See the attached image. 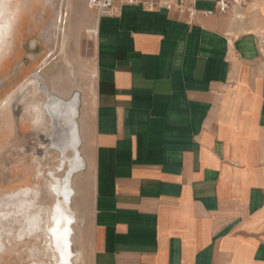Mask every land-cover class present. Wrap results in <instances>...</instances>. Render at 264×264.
Returning <instances> with one entry per match:
<instances>
[{"label": "crops", "instance_id": "0c3cea01", "mask_svg": "<svg viewBox=\"0 0 264 264\" xmlns=\"http://www.w3.org/2000/svg\"><path fill=\"white\" fill-rule=\"evenodd\" d=\"M251 2L204 16L87 1L95 88L71 205L85 264H264V29L242 14Z\"/></svg>", "mask_w": 264, "mask_h": 264}, {"label": "rangeland", "instance_id": "374dc122", "mask_svg": "<svg viewBox=\"0 0 264 264\" xmlns=\"http://www.w3.org/2000/svg\"><path fill=\"white\" fill-rule=\"evenodd\" d=\"M87 1L0 0V18L10 16L12 25L0 50V102L10 94L0 106V210L28 190L41 213L35 235L28 215L13 207L0 226V264H85L71 205L82 167L79 109L95 88V41L79 32L94 17ZM255 2L242 14L257 15L263 30L264 0L253 10Z\"/></svg>", "mask_w": 264, "mask_h": 264}, {"label": "built area", "instance_id": "2783aa9c", "mask_svg": "<svg viewBox=\"0 0 264 264\" xmlns=\"http://www.w3.org/2000/svg\"><path fill=\"white\" fill-rule=\"evenodd\" d=\"M116 1L129 6H142L148 10L190 9L192 13L204 16L234 15L236 10L245 8L251 2V0H89V6L97 13L115 15L118 13ZM202 2L213 3L215 7L210 10H197L196 5Z\"/></svg>", "mask_w": 264, "mask_h": 264}, {"label": "bare ground", "instance_id": "6f19581e", "mask_svg": "<svg viewBox=\"0 0 264 264\" xmlns=\"http://www.w3.org/2000/svg\"><path fill=\"white\" fill-rule=\"evenodd\" d=\"M8 1V0H7ZM13 3V2H12ZM6 4V3H5ZM71 4L69 3L68 8H70ZM90 8V6H89ZM5 9V8H4ZM3 9V10H4ZM7 9V8H6ZM91 9V8H90ZM1 10V11H3ZM92 10V9H91ZM7 11H10L9 9ZM93 11V10H92ZM5 12V11H4ZM0 12V16H1ZM68 13V12H67ZM60 14V13H59ZM13 16V14H12ZM65 18V17H64ZM241 18V17H240ZM2 20V22H0V50L2 48V44H4L6 42V37L9 36L11 34V17H2L0 18ZM59 22V21H58ZM57 24V23H56ZM65 24V23H64ZM60 27V26H59ZM67 27V26H66ZM60 30V29H59ZM65 30V29H64ZM63 33V32H62ZM86 33L91 35L92 37H96L97 35V28H89L86 29ZM66 36V34L64 35ZM61 37V35H60ZM65 39V37H64ZM59 43V42H58ZM61 44V42H60ZM63 44H64V40H63ZM58 45V44H57ZM60 51V50H59ZM57 54V53H56ZM46 68V64H43L39 69L40 71L36 74H41V72L43 70H45ZM11 73V72H10ZM34 75V74H33ZM35 75V76H36ZM28 81V80H27ZM27 81L25 83H27ZM23 83L21 85V87L23 88L24 84ZM19 87V86H18ZM9 98H10V94L3 100H1L0 102V106L4 104V106H6L9 102ZM78 98V97H77ZM37 194L35 195V197H31V195L29 194V191L26 190L25 192H23L21 195L18 196V198L15 201L9 202L7 204V206H11V208L9 209H1L0 210V226L2 225L3 221H9L10 220V215L13 214L12 210L13 207H16L18 209V213L20 214H26L28 215L27 220H28V228L30 230L31 234H35L37 235L39 230L41 229V213L39 212V210L37 209ZM1 208V207H0ZM70 220V219H68ZM57 225L59 224V221H57ZM6 224V223H5ZM1 233H0V246H1ZM42 261H34L31 264H42L40 263Z\"/></svg>", "mask_w": 264, "mask_h": 264}, {"label": "water", "instance_id": "95a60500", "mask_svg": "<svg viewBox=\"0 0 264 264\" xmlns=\"http://www.w3.org/2000/svg\"><path fill=\"white\" fill-rule=\"evenodd\" d=\"M83 168V160H82V167L80 168V170Z\"/></svg>", "mask_w": 264, "mask_h": 264}]
</instances>
